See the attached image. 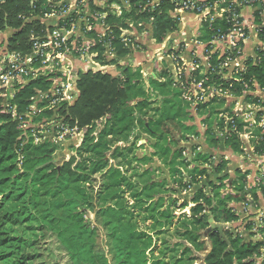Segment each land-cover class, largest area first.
<instances>
[{
    "label": "trees",
    "instance_id": "obj_1",
    "mask_svg": "<svg viewBox=\"0 0 264 264\" xmlns=\"http://www.w3.org/2000/svg\"><path fill=\"white\" fill-rule=\"evenodd\" d=\"M140 5L144 8H140ZM173 9L174 6L168 0H161L158 5L146 4V0H131L129 11L121 16L108 10L104 22L106 26L112 27L114 38L111 46L116 56L111 64L119 74L113 76L105 71L80 70L75 83L78 95L71 104L59 101L54 107H46L45 110H39L45 103L37 105L33 122L36 123L38 136L41 131L38 125L53 119L69 127L85 130L81 143L73 148L68 159L55 161L52 154L57 150V142H52L49 137L35 141L29 128L24 131L20 123L3 110V98L0 97V264H76L82 249L92 242V235L98 233V229L91 228L90 222L85 219V211L94 212L96 219L101 218L105 228L111 230L107 235L120 257L119 264H134V253L132 255L129 248V238L133 233H116L117 228H120L119 223L108 225V221L102 219L111 211L119 217L128 205L116 202L114 194L109 199L112 193L106 195L105 191L117 187L113 189L117 194L122 182H128L119 166L140 161L135 154V142L141 134L156 138L154 147L162 152L161 155L171 153L174 161L181 158L186 147L172 150L159 145L158 141L170 134L169 124L175 128L180 126L178 130L180 128L184 132H192L194 127L184 126L180 119L175 122L181 115H190V111L181 105L184 101L181 94L184 91L173 83L167 70H160L157 78L150 77L146 86L140 67L119 63V58L134 51L119 40V28L125 27L124 21L130 19L137 31L148 33L151 40L149 47L154 48L162 43L169 32L177 29L178 21L171 17ZM50 10L43 0H0V55L8 52L28 57L32 51V38L43 36L47 30L52 29L49 21L43 17ZM253 15L254 22L261 26L263 18L257 9ZM227 28L223 19L203 20L199 26L198 39L208 41L218 30L226 31ZM86 36L98 40L96 30L88 32ZM258 38L264 43V27L258 29ZM243 44H240L241 49ZM90 51L97 54V61L105 63L104 44L96 42ZM227 53L211 55L209 63L212 70L208 71L209 81L204 85L215 84L233 98L242 96L243 91H252V83L264 90V51L257 49L255 57L248 58L243 69H232V79L222 77L232 68L229 65L222 66ZM231 56L235 57L236 53L233 52ZM51 76L40 74L19 84L16 93L9 99L18 114L26 111L31 98L38 92L51 88ZM190 82L186 79L185 84L190 86ZM155 98H162L160 106H154L157 101ZM234 103L228 104L224 97H214L209 102L197 105L198 114L209 113L203 123H207V127L212 125L214 117L219 130L223 132L220 138L211 129H206L211 146L217 147L221 143L230 153L240 155L243 148L239 133L252 131L255 139L253 151L255 154H263L264 126L249 130L241 117L233 113ZM247 103L264 107V99L252 93L243 97V104ZM259 114L264 115V112ZM225 115L231 120L226 121ZM100 121L102 126L96 131ZM131 137L133 140L130 142ZM119 143L129 144L122 146ZM206 156L210 155L203 154V157ZM216 163L213 164V173L202 168L191 175L189 185H193L194 189L191 198L193 205L188 214L181 216V224L185 228L181 236L195 249L205 252L204 264H255L256 258L264 250V212L257 223L258 232L263 236L254 240L251 237L254 233L250 230L253 228L252 221L245 225V230L249 231L245 237L233 232L231 224L239 220V215L228 204L231 201L248 204L246 195L249 194L251 205L255 207L259 200L256 186L264 196V183L260 181L258 185L246 188V175L237 169L236 181L232 180L233 193L222 196L219 190L224 186L222 180L230 177L228 173L223 174L228 169V162L220 159ZM147 174L145 170L140 175ZM113 175L116 177L114 184L105 182V178ZM97 178L101 184L95 191L92 183ZM57 183L59 186L54 187ZM126 185L127 190L141 204L148 202L144 211L151 215V219L159 221L157 216L165 217L168 219L167 224H173L172 208L177 202L170 199L169 208L160 212L165 197L156 190L160 186L158 183H146L139 191H134L135 185L132 182ZM185 186L187 184L183 183L180 187L183 189ZM70 201H78L76 209L69 212L59 210ZM187 205L188 201L184 200L179 207ZM210 218L216 225L204 235V230L210 225ZM67 230H70L71 237L76 238L78 249L70 247L66 240ZM137 236L141 237L140 234ZM94 248L95 244L89 245L88 252H93ZM189 251L190 248L186 247L183 254ZM94 255L84 262L96 264ZM189 262L175 258L172 264ZM259 264H264V258Z\"/></svg>",
    "mask_w": 264,
    "mask_h": 264
},
{
    "label": "built area",
    "instance_id": "obj_2",
    "mask_svg": "<svg viewBox=\"0 0 264 264\" xmlns=\"http://www.w3.org/2000/svg\"><path fill=\"white\" fill-rule=\"evenodd\" d=\"M43 1L51 9L43 17L44 20L49 21L48 24L52 26V29L47 30L43 36L32 38V51L28 57L23 58L18 54L8 52L0 55V97L3 98V110L10 113L12 118L20 123L24 131L29 128L35 141L49 137L52 142H61L67 134L77 135L83 132V129L69 127L67 124L53 119L45 124L38 125L41 129L40 136H38L37 130H35L36 123L33 122V117L37 113V105L45 103L39 109L43 110L46 107H54L59 101H66L71 104L78 95L75 83L80 70L105 71L112 75H114V71L116 75L118 74V71L111 64V61L116 57L111 46L114 38L111 31L112 27L106 26L104 20L108 10H112L116 16L128 12L131 0H113L111 2L108 0ZM160 1L146 0V4L158 5ZM168 1L174 6L171 17L178 22L182 20L183 15H193L197 17L199 24L206 19H223L228 28L226 31L218 30L208 41L199 40V32H197L193 41L196 45L203 46L202 56H198L195 48L191 52L188 63L184 60L179 45L176 44L173 47L169 42V34H167L164 38L165 41L163 40L164 42L160 44L161 48L155 51L156 60L158 61V64L155 63V69L167 70L169 76L173 79V83L184 91V98L193 100L195 103L204 102L208 96L212 98L229 96L215 84L204 85L206 81H209L208 71L212 70L209 63L211 55H224L229 52L222 66H228L241 56L240 44L246 40L250 24L241 17L240 8L244 6L254 7L264 18V2L260 0ZM140 8L143 9L144 7L140 5ZM124 24L125 27L119 28L118 38L127 48L135 50L140 43L132 34L136 30L134 23L130 19H126ZM261 27H264V24L258 26V29ZM92 30H96L97 41L86 36ZM141 34L146 33L144 31ZM96 42H101L106 47L105 63L97 61L95 59L97 54L90 51L96 45ZM184 42L185 40H183ZM259 48L264 51V43ZM233 52L236 53L235 57L231 56ZM164 58L169 60L170 67L162 65ZM81 62L83 66L80 64ZM40 74L52 75L50 78L52 81L51 88L45 92H38L36 96L31 98L26 111L18 114L9 99L14 96L21 82ZM193 75L196 76V79ZM182 78H184V81ZM185 78L191 81V87L185 84ZM259 98L261 97L259 96ZM239 110L244 111L246 115L243 117L236 112L233 113L241 117L248 126H264V115L259 114L257 116V113L264 112V107L260 104L248 103L240 107ZM225 120L229 121L231 119L225 117ZM260 122L263 124H260ZM249 134L250 132L245 135ZM186 154H188V151H183V155Z\"/></svg>",
    "mask_w": 264,
    "mask_h": 264
},
{
    "label": "rangeland",
    "instance_id": "obj_3",
    "mask_svg": "<svg viewBox=\"0 0 264 264\" xmlns=\"http://www.w3.org/2000/svg\"><path fill=\"white\" fill-rule=\"evenodd\" d=\"M157 58V57H156ZM158 72V71H156ZM113 74L116 75V73L113 71ZM143 80L145 82V85L147 86V83L143 77ZM184 94H181L182 99L184 100L182 102V106H184L187 110L190 109L191 106H193L194 111L196 110V106L203 102H197L195 103L193 100H189L187 98H184ZM257 96V95H255ZM260 96V95H259ZM229 97V96H228ZM225 98L226 100H229V98ZM231 97V96H230ZM262 98L264 96L261 95ZM211 96H208L204 102H209V99H211ZM233 98V97H232ZM237 99V98H236ZM243 99V98H240ZM155 104L154 106H160L162 103V98H155ZM237 105V103H236ZM241 105H237L233 108V111L236 112L239 116H245L244 111H240L239 107ZM224 108V107H223ZM45 110V109H44ZM192 115H181L180 117H177L175 119V122H177L178 119H180L181 123L184 126H193L194 129L192 132H184L182 129L174 127L173 124H169L168 128L170 130V134H167L166 137H161L159 142V145L161 146H167L170 147L172 150H175L177 148H182V146L186 147V150L188 151V154L181 155V158L176 159L172 161V155L169 154H162L161 151L159 152V149L154 147V144L157 143L156 138L149 139L148 146L144 145L142 146L141 139H139L135 142V154L138 158V155H146L145 161H134L131 163V165H125L121 164L119 166L120 170L122 171V174L126 176L128 182H132L135 187L134 191H139L144 184L152 182L158 183L160 186L156 188L158 189L159 194L163 195L165 197L164 205L159 209L160 212H163L167 208H169L168 203L171 200H176V205L174 208L172 206L174 217H173V224H167V220L165 217H159V221H155L150 218V214L146 211H144V208L148 205V202L146 204H141L136 198L132 196L133 193L131 191L127 190V183L128 182H122V185L118 187L119 192L115 194L114 188L117 189V187L110 188L109 190L105 191V194H111L108 198L110 199L111 196L113 197V194L115 195L116 202H125L128 207L126 210L120 215L119 217L114 216L112 211L110 213H107L102 217L103 220L108 221V225L110 223H119L120 228H117V232H125L126 234H131L129 232H132V237L130 236V244L129 248L132 251V261L134 264H172L173 259H179L182 258L185 261L189 260V264H204V257L205 252L199 251L194 248L190 243H188L184 237L181 236L183 232H185V228L182 227V215L188 214L190 207L193 205L191 203V198L193 196L194 189H192L193 185H189L191 182V175L197 173L202 168H206L207 172L213 173L214 166L213 164L216 163V160L212 157L214 154L215 156H218L221 150H219L220 146L212 147L209 141V136L206 132V129H211L214 131L215 136H218V129L214 128L215 118L213 117V123L212 125L207 127V123H203V120L208 116V112L205 114H198V111L191 113ZM254 115V114H253ZM259 113H257V116ZM259 118V117H258ZM256 120V118H254ZM260 124H263L260 122ZM102 126V122H98L97 129L98 131ZM250 129L253 130V126H248ZM259 127H262L259 125ZM79 135L76 134H67L65 138L62 139L61 142H57V150L52 154V157L55 161L61 159L60 157L65 156V152L69 153L70 150L71 153H73V142L77 138H80V135L82 136L84 134L85 130H82ZM221 131V130H220ZM252 132V131H251ZM253 133V132H252ZM79 136V137H78ZM150 136V135H149ZM164 136V134L162 135ZM221 136V135H220ZM151 137V136H150ZM133 140V138L131 139ZM201 144V145H200ZM122 145H127L122 143ZM192 147H195V149ZM222 147V146H221ZM203 148V149H202ZM145 149V150H144ZM60 150V152H59ZM159 152V153H158ZM203 154H209L210 156L203 157ZM156 156L157 159H152V157ZM226 154H222L221 159H225ZM70 157V156H69ZM65 159V158H64ZM228 160V159H227ZM185 164H184V163ZM239 163V161H237ZM237 162H232V164L228 163V169L223 172V174L228 173L230 175L229 178H224L222 180V184L224 185L221 187L220 193L222 196L233 193V185L232 180L236 181V168H238ZM116 164V162L114 163ZM217 164V163H216ZM260 166V167H259ZM260 168V169H259ZM147 170L148 174L141 176V172ZM258 172L256 174V178L253 182H249L248 184L246 182V188L252 187L254 184L258 185V182L264 183V161H262L260 164H258ZM215 177V175H214ZM116 177L113 175L112 177L105 178V182L112 185L115 183ZM202 182L205 183L203 177ZM187 184L183 189H181V184ZM254 183V184H253ZM101 184L99 179L97 178L95 182L92 183L94 190L97 191L98 186ZM219 185V183L217 182ZM254 185V186H255ZM58 187L59 183H57L54 187ZM74 188V187H73ZM207 188V187H206ZM257 194L259 195V200L256 202L257 205H259V209L256 206L255 209H252L250 207L252 203V199L250 195H246V199L248 204H240L239 202H229V206H231L236 213L239 215V220L233 222L231 224V228L234 233H239L241 236H246V234H249L245 230V225L249 222H253V228H251V232L254 234L251 236L252 239H259L263 235L262 233L258 232L257 223L260 221V217L263 215L264 207L263 209L260 206H264V196L261 193L260 188L256 186ZM126 190L124 193L123 191ZM181 190V191H180ZM184 200L188 201V205L185 207H179L183 203ZM65 201V200H64ZM67 202V201H66ZM113 203V201H111ZM171 203V202H170ZM78 201L71 202L66 205L60 207L59 210H65L67 212L72 211L77 208ZM85 219L90 222L91 228H97L98 233L92 235L90 239H92V242L89 244H95V248L92 249L93 252L89 253V245H87L85 248L82 249V251L79 254V261H76V264H91L87 260V258L91 255H94L96 253V256L94 255V260L96 264H119L120 257L116 251H114V245L113 243L109 242L108 233L111 232V230L108 228L106 229L104 224L102 223L101 218L99 220L96 219V214L91 211H85ZM119 219V220H118ZM212 222L214 220L210 218ZM99 221V222H98ZM215 223V222H214ZM60 225V224H59ZM62 225V223H61ZM216 225V224H215ZM118 226V225H117ZM118 226V227H119ZM209 227V226H208ZM207 227V228H208ZM204 230V235H207V232L209 230ZM256 232V233H255ZM141 237H138L139 235ZM70 230L66 231V240L69 242L70 247L74 250L78 249L79 247L76 245L77 240L74 237H71ZM249 238V237H248ZM206 239V237H204ZM118 241V240H117ZM188 247L190 248V251L183 254V250ZM147 251V252H146ZM115 254V255H114ZM103 255V256H102ZM86 258V259H85ZM193 258V259H192ZM105 259V260H104ZM168 262V263H167ZM258 262V261H256ZM255 262V263H256ZM260 263V262H259ZM65 264V263H61ZM183 264V263H179ZM187 264V263H186Z\"/></svg>",
    "mask_w": 264,
    "mask_h": 264
},
{
    "label": "crops",
    "instance_id": "obj_4",
    "mask_svg": "<svg viewBox=\"0 0 264 264\" xmlns=\"http://www.w3.org/2000/svg\"><path fill=\"white\" fill-rule=\"evenodd\" d=\"M260 1L264 2V0H260ZM254 11H255V8L251 7V6H244L240 11L241 17L247 23L250 24V27H249L248 32H247V38L243 44L242 54H241V56L236 58L233 62H231V64H229L232 68H230V71L223 74L222 77L224 79H230L231 77H233V70L232 69H236V70L243 69L245 61L248 58H254L256 55V50L260 49L259 47L262 46L263 42H261L259 40L258 33H257L258 26H260V25H257L254 22V15H253ZM263 24H264V18H263L262 25ZM199 26H200V24H199L196 16L183 15L182 20H180L177 24V29L168 33L169 34V36H168L169 42L172 44L173 47L176 46V44L179 45V48L182 50L181 54H182L184 60L186 61V63L189 62L190 57H191V52L195 48L197 49L198 56H200V57L202 56V51L204 49L203 46H198L193 41L196 33L199 31ZM145 33L146 34H141V32H138L137 30L132 32L133 37L140 43V45L137 47V48H139V50H134L130 54L126 55L125 57L119 58L118 61H119V63H122V64H131L133 66L140 67L142 77H144L145 81L148 82L150 77L157 78L158 73L160 72V70H162V69H160V70L155 69L156 68L155 63L158 64V61L156 60V56H155V51L157 49L161 48V45L159 44L154 48L149 47L151 44V40L148 36V33L147 32H145ZM183 40H185L184 43H183ZM164 41H162V43ZM74 62L78 63L76 61H74ZM80 64L83 66L82 62ZM162 65L168 66V67L171 66L169 60L166 58H164L162 60ZM156 71H158V72H156ZM252 88H253L252 91H249V90L243 91L242 96H240L237 99L232 98L230 96L229 97L227 96L229 98V100H227L228 104L234 101L235 103L233 105V108L235 106L237 108V105H241L240 107H243L246 104H243V99H240V98L245 97V95L252 93V94H254V96L255 95H257L258 97H259V95H260V97H261V95L264 96V90L262 88H260L256 83H252ZM227 97H225V98H227ZM236 103H237V105H236ZM188 111H190V115H192L191 113L196 112V110L194 111L193 106H191ZM232 111H233V109H232ZM225 117H226V115H225ZM254 127H259V126L254 125ZM214 128H217L219 130L217 122L214 123ZM249 132H250L249 135H245ZM77 135H79V134H77ZM222 135H223V132L219 130L217 137L221 138ZM132 138L133 137L130 138V142L132 141L131 140ZM140 139L142 142V146L146 145L149 147L148 141H149V139H152V137H150L148 134L143 133V134H141ZM239 139L242 142V148H243L242 154H240V155L232 154L228 151V149H226V147H224L223 144L220 143L219 150H221L220 153L221 152L222 153L219 154L218 156H215L214 154H212L213 155L212 157H215L214 159L217 161V160L221 159L222 154H226L225 159L226 160L228 159L227 160L228 163L233 165L232 162L235 163V161L236 162L239 161V163L237 162L238 168L243 173H245L246 179L251 183L255 179H258V177L256 178V174L259 171L258 170V164H260L262 161H264V153L263 154H255L254 153V151H253L254 145L253 144L255 142V139H254V136H253L251 131H245V132L239 133ZM81 141H82V136L80 135V138H78V139L76 138L74 140V142L72 144L73 147H77L81 143ZM124 144L128 145L129 143H124ZM119 145H122V143H119ZM122 146H124V145H122ZM59 152H60V150H59ZM68 152L69 153L65 152L64 153L65 156L60 157V158L68 159L69 156L72 154L70 150ZM138 158L140 159V161H145L147 159L146 155H140V156L138 155ZM152 159L153 160L157 159V157L154 156V157H152ZM228 163H227V165H228ZM236 170H237V168H236ZM248 181H247V184H248ZM259 205L256 204L258 209H259ZM250 207L252 209H255V207H253V205H250ZM260 207L263 209L264 206L262 205ZM263 258H264V250L262 251L261 255L256 258L255 262L256 261H258V262H256L255 264H259V262Z\"/></svg>",
    "mask_w": 264,
    "mask_h": 264
},
{
    "label": "water",
    "instance_id": "obj_5",
    "mask_svg": "<svg viewBox=\"0 0 264 264\" xmlns=\"http://www.w3.org/2000/svg\"><path fill=\"white\" fill-rule=\"evenodd\" d=\"M209 223H210V225H209V227L207 228V230H210V229H212L213 227H215V223L212 222L210 219H209Z\"/></svg>",
    "mask_w": 264,
    "mask_h": 264
}]
</instances>
